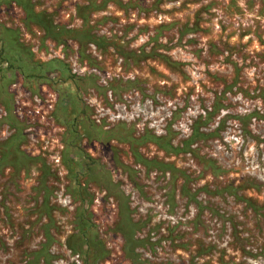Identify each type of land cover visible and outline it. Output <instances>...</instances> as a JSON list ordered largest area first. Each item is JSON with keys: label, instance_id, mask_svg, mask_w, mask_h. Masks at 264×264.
<instances>
[{"label": "rangeland", "instance_id": "374dc122", "mask_svg": "<svg viewBox=\"0 0 264 264\" xmlns=\"http://www.w3.org/2000/svg\"><path fill=\"white\" fill-rule=\"evenodd\" d=\"M0 264H264V0H0Z\"/></svg>", "mask_w": 264, "mask_h": 264}, {"label": "trees", "instance_id": "16d2710c", "mask_svg": "<svg viewBox=\"0 0 264 264\" xmlns=\"http://www.w3.org/2000/svg\"><path fill=\"white\" fill-rule=\"evenodd\" d=\"M95 8V7H94ZM96 8H98V7H96Z\"/></svg>", "mask_w": 264, "mask_h": 264}]
</instances>
